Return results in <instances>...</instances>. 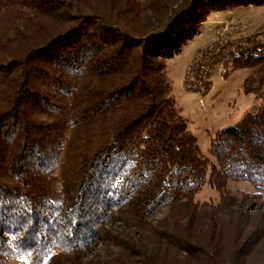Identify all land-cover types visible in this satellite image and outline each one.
<instances>
[{
  "label": "trees",
  "instance_id": "16d2710c",
  "mask_svg": "<svg viewBox=\"0 0 264 264\" xmlns=\"http://www.w3.org/2000/svg\"><path fill=\"white\" fill-rule=\"evenodd\" d=\"M263 3L0 0V264H58L52 252L102 237L119 250L108 264H165L167 251L264 264V104L216 132L212 163L167 76L209 13ZM207 185L211 209L197 201ZM109 222L139 238L109 236Z\"/></svg>",
  "mask_w": 264,
  "mask_h": 264
},
{
  "label": "rangeland",
  "instance_id": "374dc122",
  "mask_svg": "<svg viewBox=\"0 0 264 264\" xmlns=\"http://www.w3.org/2000/svg\"><path fill=\"white\" fill-rule=\"evenodd\" d=\"M167 76L181 116L187 120L203 155L213 163L208 149L216 132L236 124L246 114L256 113L264 104V3L209 13L182 44L179 54L167 61ZM229 191L236 195L240 191L251 193L252 188L249 184L230 183ZM197 201L210 208L220 200L207 185ZM166 214L165 211L149 222L155 226ZM104 230L112 237L139 238L136 229L122 223L109 222ZM110 246L112 241L102 237L83 255L54 251L51 256L58 255L54 259H59L58 264H108L119 252ZM167 252L170 255L165 252V264H191L188 260L174 262V256ZM7 264L30 263L18 257Z\"/></svg>",
  "mask_w": 264,
  "mask_h": 264
}]
</instances>
